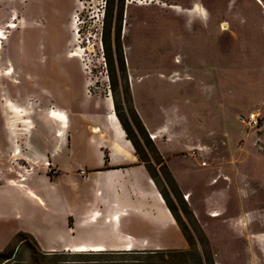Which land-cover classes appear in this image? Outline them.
<instances>
[{
	"label": "rangeland",
	"instance_id": "374dc122",
	"mask_svg": "<svg viewBox=\"0 0 264 264\" xmlns=\"http://www.w3.org/2000/svg\"><path fill=\"white\" fill-rule=\"evenodd\" d=\"M55 1L0 0V186L26 189L30 141L112 98L181 231L168 251L85 261L44 253L25 210L0 219V264H264V0H58L54 27Z\"/></svg>",
	"mask_w": 264,
	"mask_h": 264
},
{
	"label": "crops",
	"instance_id": "0c3cea01",
	"mask_svg": "<svg viewBox=\"0 0 264 264\" xmlns=\"http://www.w3.org/2000/svg\"><path fill=\"white\" fill-rule=\"evenodd\" d=\"M55 3L56 11L51 12L54 27L55 21L64 23L65 18H62L68 12L59 19L58 0ZM38 7V11L44 9ZM65 44L62 42L52 51L61 53ZM50 46L53 47L52 42ZM78 107L80 117L89 122L85 129H73L71 108L66 133L57 134L53 126L55 132H49L37 142L30 141L41 165L35 166L25 181L26 189L0 186V200L9 210L0 207V219L22 220L25 210H33V219L37 217L40 229L21 226V230L32 235L47 254L81 256L82 260L91 261L95 259L93 256L168 251L167 239L181 229L156 178L147 165L139 161L122 124L112 122L109 110L104 113L96 107ZM145 115L147 113L144 118L148 123ZM169 118L162 126L177 139L178 127L176 130L174 118ZM94 126L100 129L102 136L92 133ZM174 143L177 148L180 142ZM46 161L52 163L56 173H48L44 166ZM31 191L41 201L31 197ZM83 244L88 249L103 248L104 251H74Z\"/></svg>",
	"mask_w": 264,
	"mask_h": 264
},
{
	"label": "bare ground",
	"instance_id": "6f19581e",
	"mask_svg": "<svg viewBox=\"0 0 264 264\" xmlns=\"http://www.w3.org/2000/svg\"><path fill=\"white\" fill-rule=\"evenodd\" d=\"M259 2H261V0H258ZM227 27H228V25L227 24H224L223 25V28H224V30L225 29H227ZM1 38H0V44H1ZM73 58H77V59H81V55L77 52V53H75L74 55H73ZM107 108L109 109V111H110V115L112 116V120H113V122L115 123V124H119L120 122H119V118H118V115H117V112H116V107H115V103H114V100L112 99V98H110L108 101H107ZM253 117H256V116H253ZM120 125H121V123H120ZM118 127H120V126H118ZM94 131H95V133L97 132L96 131V129H94ZM121 131V130H120ZM125 135V134H124ZM155 138V140L157 139V137H154ZM23 181H26L27 179L25 178V179H22ZM23 186V185H22ZM29 194L31 195V197H33V198H35V199H37V200H39V201H41V199L38 197V196H36L32 191L31 192H29ZM214 217H217L218 215L216 214V215H213ZM118 217V216H117ZM116 219V218H115ZM117 219H119V218H117ZM118 222V221H117ZM78 237V236H77ZM76 237V238H77ZM79 238V237H78ZM82 243V242H81ZM130 244V243H129ZM128 244V245H129ZM76 252H78V253H82V252H88L89 250H93V252L95 251V252H103L104 251V249L103 248H96V249H88V246H86V245H80V246H77L75 249H74Z\"/></svg>",
	"mask_w": 264,
	"mask_h": 264
},
{
	"label": "built area",
	"instance_id": "2783aa9c",
	"mask_svg": "<svg viewBox=\"0 0 264 264\" xmlns=\"http://www.w3.org/2000/svg\"><path fill=\"white\" fill-rule=\"evenodd\" d=\"M253 116H254V115H253ZM253 116H252L251 118L256 122V124H258V120L256 119V117H253ZM255 119H256V120H255ZM46 166H47L48 168H52V167H53V166H52V163L49 162V161L46 163Z\"/></svg>",
	"mask_w": 264,
	"mask_h": 264
},
{
	"label": "trees",
	"instance_id": "16d2710c",
	"mask_svg": "<svg viewBox=\"0 0 264 264\" xmlns=\"http://www.w3.org/2000/svg\"><path fill=\"white\" fill-rule=\"evenodd\" d=\"M131 140V139H130ZM169 205V204H168ZM170 210L173 212L172 208L169 206Z\"/></svg>",
	"mask_w": 264,
	"mask_h": 264
}]
</instances>
